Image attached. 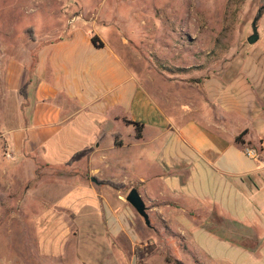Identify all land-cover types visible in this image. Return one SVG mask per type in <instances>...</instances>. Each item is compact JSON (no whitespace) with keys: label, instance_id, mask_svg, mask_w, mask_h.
I'll return each mask as SVG.
<instances>
[{"label":"crops","instance_id":"obj_1","mask_svg":"<svg viewBox=\"0 0 264 264\" xmlns=\"http://www.w3.org/2000/svg\"><path fill=\"white\" fill-rule=\"evenodd\" d=\"M108 2H62L55 22L61 11L108 10ZM55 22L35 26L34 54L20 50L0 66V142L10 145L18 170L63 166L92 147L70 165L82 166L73 184L85 203L96 206L85 174L134 181L149 216L167 224L170 244L196 264H264V49L233 57L194 85L178 76L146 85L108 42L105 25L73 20L58 31ZM246 146L258 149V159ZM129 148L134 178L121 165ZM6 159L0 147V180L9 186ZM106 216L119 233L124 212L109 206Z\"/></svg>","mask_w":264,"mask_h":264},{"label":"rangeland","instance_id":"obj_2","mask_svg":"<svg viewBox=\"0 0 264 264\" xmlns=\"http://www.w3.org/2000/svg\"><path fill=\"white\" fill-rule=\"evenodd\" d=\"M70 1L74 0H0V66L6 67L12 60L7 55L19 56L20 50L34 54L39 45L33 42L35 26L54 23L57 8ZM82 1L96 4V0ZM122 2L118 6L109 0L108 10L102 11H61L56 28L62 31L73 20L90 24L86 19L105 25L108 42L146 85H160L173 76L194 85L233 57L264 49V0ZM255 18L260 38L249 43ZM9 104L13 108L15 99L10 98ZM0 147L10 164L9 186L0 180V264H178L180 257L196 264L191 252L170 244L163 220L150 216L147 225L127 200L134 181L115 182L124 185L114 187L105 183L110 179L85 174V184L96 190L91 196L96 206H92L73 184L81 178L78 174L83 175L82 166L40 164L19 171V163L6 154L11 152L8 142L1 140ZM124 159V172L134 178V148ZM109 206L118 216L124 212L117 234L106 216ZM173 237L182 241L177 234Z\"/></svg>","mask_w":264,"mask_h":264},{"label":"water","instance_id":"obj_3","mask_svg":"<svg viewBox=\"0 0 264 264\" xmlns=\"http://www.w3.org/2000/svg\"><path fill=\"white\" fill-rule=\"evenodd\" d=\"M257 19L255 18L253 22V34L248 37L249 43L256 42L259 37L260 33L258 31ZM96 179V178H95ZM127 200L134 206L137 212L144 218L147 225H151V219L148 213V207L146 205L145 200L143 199L142 195L140 194L139 190L134 187L130 190L129 194L127 195Z\"/></svg>","mask_w":264,"mask_h":264},{"label":"trees","instance_id":"obj_4","mask_svg":"<svg viewBox=\"0 0 264 264\" xmlns=\"http://www.w3.org/2000/svg\"><path fill=\"white\" fill-rule=\"evenodd\" d=\"M257 23V22H256ZM29 31L30 32H33V29L32 28H29ZM32 37H33V34H32ZM92 40L94 41V43L99 46V47H102L104 45V43L100 40V38L97 36V35H93L92 37ZM138 128H139V124L136 123ZM139 130V129H138ZM242 135L243 133H241L240 135H238L237 137V140L240 141V142H243V139H242ZM93 150L92 147H87V148H84V149H81V150H78L77 152H75L72 157L68 160V164H72L73 162L75 161H78L80 160L81 158H83L85 155H87L88 153H90L91 151ZM105 183L107 184H110L114 187H122L124 184L123 183H115L113 181H106ZM177 263L178 264H184L182 260L180 259H177Z\"/></svg>","mask_w":264,"mask_h":264},{"label":"built area","instance_id":"obj_5","mask_svg":"<svg viewBox=\"0 0 264 264\" xmlns=\"http://www.w3.org/2000/svg\"><path fill=\"white\" fill-rule=\"evenodd\" d=\"M244 151H245L246 155L249 156V157H251V158L258 159V157H259V151H258V149H256L255 147L246 146V147L244 148ZM6 154H7L9 157L13 156V155L11 154V152H9V151H8Z\"/></svg>","mask_w":264,"mask_h":264}]
</instances>
